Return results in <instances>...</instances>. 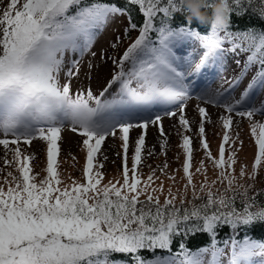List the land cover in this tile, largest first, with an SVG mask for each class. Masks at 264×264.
<instances>
[{
  "label": "snow or ice",
  "instance_id": "1",
  "mask_svg": "<svg viewBox=\"0 0 264 264\" xmlns=\"http://www.w3.org/2000/svg\"><path fill=\"white\" fill-rule=\"evenodd\" d=\"M131 6L142 21L129 15ZM232 12L242 29L230 30ZM189 15L184 0H0V264H257L254 257L264 258V239L249 235L260 227L264 236V0H228L227 22L210 29ZM118 16H127L125 36L138 34L119 56L101 50L99 60L111 62L102 78L92 47ZM120 39L109 47L116 50ZM89 53L93 59L85 64ZM229 61L236 69L225 78ZM94 78L103 80L97 88ZM208 106L220 110L216 120ZM165 118L174 121L183 162L170 172L165 159L145 176L143 153L156 154L155 145L146 148L150 127L167 156ZM245 120L254 140L251 164L239 155ZM207 126H218L216 152ZM66 128L86 151L82 175H69L67 183L58 159ZM131 131L138 135L129 157ZM193 133L203 153L198 165ZM109 137L120 141L122 172L105 182L98 154ZM36 141L46 148L44 175L30 163ZM157 172L171 181L167 187L165 180L156 183ZM224 227L230 233L220 239ZM199 234L210 243L191 250L189 239Z\"/></svg>",
  "mask_w": 264,
  "mask_h": 264
},
{
  "label": "rangeland",
  "instance_id": "2",
  "mask_svg": "<svg viewBox=\"0 0 264 264\" xmlns=\"http://www.w3.org/2000/svg\"><path fill=\"white\" fill-rule=\"evenodd\" d=\"M125 17L124 16H118L113 22H111L107 28L104 30V32L98 36L97 40L94 42L92 51L97 53V57L95 58V62L101 64V69H100V76L102 78H106L108 76L110 67H111V62L110 61H100L99 60V55L101 50H105L108 52V46L114 38L119 35L124 27H125ZM90 59H93L91 57L90 53L86 54L83 58L84 63ZM230 67L228 68L227 72L225 73V78L229 77L233 70L236 69V65L232 64L231 61H229ZM81 79L83 80V73L81 74ZM103 82L102 79L97 80L96 78L93 79L92 81V86L93 88H97L101 83ZM220 83V80L217 79L212 82V86L216 87ZM226 86V85H225ZM240 89H238L239 91ZM195 95V94H194ZM196 104V100L193 99L188 108H187V114L189 119H193L196 116V113L194 111ZM208 111L212 115V119L216 120L217 119V114L218 111L215 107L208 106ZM260 116L259 114H257ZM257 119H261L262 117L258 118L257 116L255 117ZM174 121L169 118H165L163 121V127L165 128L166 133H169V145L167 149V156L165 157L164 155L161 154L159 144L156 142V137H157V129L155 127H150L147 131L146 135V148H153L155 145V155L153 156H148L147 151L143 153L144 159L142 162V168H143V173L146 176L148 172L150 171L149 165L152 166L153 168L157 166H162L164 163L165 159H167L169 163V171L172 172L175 169L179 168L183 162L184 155L181 149H179V137L176 135L175 130L171 127ZM245 127L247 124V121H244ZM247 128V127H246ZM207 131H208V139L211 144V149L213 152H216L218 144L220 143V138L217 135H214L213 133L218 131V126L217 127H212V126H207ZM138 135V131H131L130 132V149H129V157L131 156L132 153V143H134L135 138ZM193 147H194V160L193 164L198 165L199 160L203 158V153L202 150L199 147V140L198 138L195 137V134L193 133ZM63 136V144H62V150L65 152H71L77 148V143L80 140V137L78 134H73L70 130H66L62 133ZM241 136H243L241 134ZM244 141V145L242 150L240 151L239 155L241 160H247L249 164L253 162V152H254V143L250 142L248 138L242 137ZM120 141L118 139H114L112 137H109L106 139L105 143L102 145V155H100V162L103 163L105 166L102 169L105 173V182L107 179H112L114 176H119V174L122 172V150L119 148ZM42 143L39 141L34 142L32 146L29 148V152H37L38 150L41 149ZM117 153H121L120 155H117ZM3 150L2 146H0V156H2ZM180 155V159L176 160V155ZM103 155L108 156V160L104 161ZM131 166V160L129 159V167ZM239 166H237L238 168ZM209 168V177L214 178V173L211 167V164L208 165ZM194 171V169H193ZM113 172L112 174H110ZM157 175L160 177L159 180L156 181V183H159L160 180H165V177L157 172ZM180 176H182V171L181 173L177 176V181L179 184H182L183 181L180 180ZM202 179L200 174L195 175V180L198 183ZM248 178L246 177L245 180ZM171 183L170 180H165V185L167 187V184ZM175 190V188H174ZM227 257H223L222 260L226 261ZM254 260L257 261V264H262L264 262V258L262 257H254Z\"/></svg>",
  "mask_w": 264,
  "mask_h": 264
},
{
  "label": "trees",
  "instance_id": "3",
  "mask_svg": "<svg viewBox=\"0 0 264 264\" xmlns=\"http://www.w3.org/2000/svg\"><path fill=\"white\" fill-rule=\"evenodd\" d=\"M102 2H106V0H102ZM119 2L120 4H125L127 0H119ZM229 3L231 4L232 0H229ZM129 15H133L137 19L142 21L143 14L138 11V6H131V11L129 12ZM124 17L126 21L125 23V27H126L128 20H127V16H124ZM229 17H230L229 27L231 31H236V30H240L243 28V23L236 21V16L234 12L229 13ZM208 28L210 29V23H208ZM137 34L138 32L133 31L130 33V36H125L122 31L119 35H117V36H120L121 38L118 48L116 50H113L108 46V54L109 55L115 54L117 56L122 54L127 44L130 43L131 39L134 38ZM112 42H114V40ZM257 117L260 118V116L258 115ZM241 134L243 135L242 137L248 138L250 142L254 143V140L250 139V131L246 127H244L241 130ZM72 156H75L76 159L73 160ZM100 158H101L100 154H98V160H100ZM58 159L60 162V170L63 173L62 178L67 183V182H70L67 179L69 175H71L74 178H79L82 175L81 170L86 161V151L82 148V146L81 147L77 146V148L71 152H65L62 150L61 155ZM30 163L35 173H40L41 175L45 174L42 171L46 167V148L44 145H42L40 150L35 152L34 158ZM0 167H3L2 163H0ZM112 173L113 172H111L110 174ZM249 182H253V181H249ZM253 183H254V186L257 188V190H260L261 180H257ZM229 233H230V229L228 227H224L222 230L219 231L218 235L220 239H223ZM261 233H262V229L260 227H257L252 232H250L249 235H250V238H253V239H264V236H262ZM244 234L245 233L242 231L240 233L239 238L242 239ZM208 243H210V238L207 236V234H199L189 239L188 247L191 250H195V246H206ZM173 250H175V248Z\"/></svg>",
  "mask_w": 264,
  "mask_h": 264
},
{
  "label": "clouds",
  "instance_id": "4",
  "mask_svg": "<svg viewBox=\"0 0 264 264\" xmlns=\"http://www.w3.org/2000/svg\"><path fill=\"white\" fill-rule=\"evenodd\" d=\"M189 8V19H196L200 23H215L223 26L228 17V0H184ZM211 4V8L205 5Z\"/></svg>",
  "mask_w": 264,
  "mask_h": 264
}]
</instances>
